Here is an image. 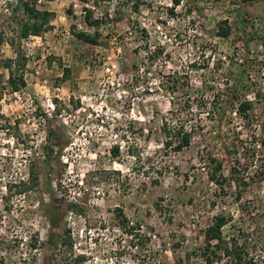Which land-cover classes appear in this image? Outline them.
<instances>
[{
    "label": "rangeland",
    "instance_id": "1",
    "mask_svg": "<svg viewBox=\"0 0 264 264\" xmlns=\"http://www.w3.org/2000/svg\"><path fill=\"white\" fill-rule=\"evenodd\" d=\"M22 1L51 12L52 29L21 42L27 86L12 93L1 62L17 57ZM0 37V264H206L220 215L225 239L264 264V0H0ZM148 46L163 53L153 64ZM183 75L193 97L171 93ZM189 99L192 144L166 151L164 124Z\"/></svg>",
    "mask_w": 264,
    "mask_h": 264
},
{
    "label": "trees",
    "instance_id": "2",
    "mask_svg": "<svg viewBox=\"0 0 264 264\" xmlns=\"http://www.w3.org/2000/svg\"><path fill=\"white\" fill-rule=\"evenodd\" d=\"M114 0H96L97 3H112ZM255 0H241L242 3H250ZM84 2H89V0H84ZM176 5L180 4V0H175ZM19 8L23 11L25 15V19L21 22H18V27L20 29V33L18 36L19 44L16 45L14 41H10V45L14 49L16 53L15 59H7L1 62L3 68L8 71L9 78L7 86L11 90L12 93L21 92L26 88V81L24 76V71L27 67V58L23 55L21 50V42L30 39L31 37H41V35L45 32H48L52 29V18L53 14L49 11L40 10L37 8V4L34 1H22L20 3ZM135 12L139 11V5L136 4L133 9ZM86 24L91 28H97L100 26L101 21L93 20V15L90 11H88L86 15ZM143 34L147 36L145 31L143 30ZM217 37L223 40H226L232 34V29L229 26L228 21H223L218 23L217 26ZM75 37L89 45H99V38L97 35H92L87 32H76ZM3 43V38L0 37V44ZM147 52H150L149 60L151 64L159 60L163 53L155 51H151V48L148 46L146 48ZM69 74V71H66ZM187 79V81H182ZM173 87L171 89V93L176 94V96L181 97H193L195 93L190 87V83L188 81V77L174 78ZM237 87H234L236 90ZM3 89H0V102L3 99ZM186 95V96H185ZM261 98V97H259ZM232 101L230 102H238V97L234 99L231 97ZM228 102V101H227ZM191 99L185 102L183 109H178L179 117L178 124H164L162 129V134L165 138L164 142V150L169 151L173 150L174 153H180L185 149L189 148L192 144V138L194 133L196 132L195 127H190L188 129L187 124L191 119H189L188 115H191V111L189 110L191 106ZM254 106L250 101H243L238 103L237 114L243 118V120L249 119V113L253 111ZM173 124V123H172ZM264 146V143H262ZM61 151L66 148V144L59 145ZM54 148H52V152H54ZM119 148H113L112 153L115 157L119 156ZM216 163L217 161L214 160ZM222 171V164L218 163L216 168V173L219 174ZM37 178L33 175L31 179L27 182H20L19 185H16L17 190L19 189V195H22L30 190L36 183ZM31 186V187H30ZM73 209H78L73 206ZM52 210L55 209V205L52 206ZM53 217V215H51ZM52 223H56L52 220ZM230 224V218L225 215L217 216L213 219L212 225H210L204 232V247L199 249V257L205 261L206 264H262L259 260L250 256V253L247 251V247L245 243H240L236 241L235 238L225 239L223 230L226 226ZM64 247H67L68 250L72 249V243L69 241L68 237L62 242ZM42 244L39 243L38 239H34V244L31 245V250L36 251L37 248L41 247ZM71 264H85L84 258L79 256L73 259V263Z\"/></svg>",
    "mask_w": 264,
    "mask_h": 264
}]
</instances>
